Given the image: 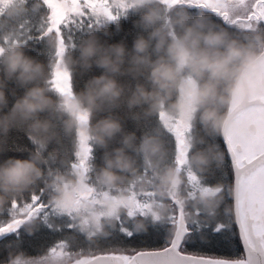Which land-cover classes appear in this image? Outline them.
<instances>
[{
  "label": "clouds",
  "instance_id": "1",
  "mask_svg": "<svg viewBox=\"0 0 264 264\" xmlns=\"http://www.w3.org/2000/svg\"><path fill=\"white\" fill-rule=\"evenodd\" d=\"M129 2L133 5L129 11L139 14L136 24L146 35H137L129 49L124 41L102 43L92 34L66 52L61 67L72 75L77 69L87 73L93 67L102 73L88 79L71 99L53 98L45 84V65L29 56L24 45L11 44L0 51V152L13 129H24L35 147L26 159L11 157L0 162V209L47 179L48 203L58 214L67 217L72 212L69 218L84 235L100 237L115 228L118 218L132 206L133 187L137 194L155 192L148 215L129 218L139 232L167 223L173 194L188 222L198 218L197 210L210 219L220 210L224 200L220 186L209 185L211 191L185 197L182 175L173 165L161 166L166 149L159 136L154 132L138 138L135 131L125 130V120L139 125L164 111L170 119L183 120L193 129L199 126L208 137L222 136L226 127L251 131L253 122H237L230 110L264 95V34L237 38L187 12L171 17L168 23L157 0ZM44 43L53 52L59 46L51 34ZM121 78L127 79L121 82ZM120 109H126L124 116L117 114ZM81 115H87L86 123L79 119ZM61 132L74 137L73 153L79 151L77 133L103 153L102 164L92 165L94 182L97 190L109 196L98 204L82 202L80 211L75 209L78 194L84 190L82 172L45 171L49 164H65L58 151H48L50 144L60 142ZM112 142L119 146L110 148ZM201 144L204 138L192 134L188 165L203 174L213 163L219 166L222 159L216 146ZM142 167L152 175L145 176ZM35 227L34 221L28 223L29 234ZM18 258L13 256L10 261Z\"/></svg>",
  "mask_w": 264,
  "mask_h": 264
},
{
  "label": "snow or ice",
  "instance_id": "2",
  "mask_svg": "<svg viewBox=\"0 0 264 264\" xmlns=\"http://www.w3.org/2000/svg\"><path fill=\"white\" fill-rule=\"evenodd\" d=\"M24 3V0H20ZM164 7L168 23L169 13L183 17L188 9H199L201 19L211 27L227 30L237 38L248 39L254 34H264V0H157ZM16 0H0V16L8 9L14 8ZM48 9L47 15L40 18L35 29L39 34L33 36L32 28L21 25V31L9 34L0 39V51L11 44L25 45L29 40L45 42L51 34L57 37L59 46L52 53L48 79L45 81L50 92L56 95L73 98V78L66 68H62V58L66 52L76 47L74 32L92 29L109 21H116L126 16L133 5L129 0H42ZM40 5H37L39 7ZM212 13L216 22L207 15ZM175 36V31L171 32ZM235 120H251L254 127L249 132H242L236 127H226L223 131L224 150L216 149L218 158L225 162L224 172L230 167V175H221L216 185L224 194L225 206L214 218H205L197 210L196 220L185 219V209L175 194L169 198L172 212L164 226H149L147 232L134 230L129 222L131 217H146L155 199L152 190L137 194L134 187L130 192L132 206L125 216L118 218L115 228L108 229L103 236V248L98 247L94 234L87 237V249L79 243L78 235H62L58 242L46 246L36 257H27L22 249L23 237L29 234L27 225L34 221L41 227L58 233L63 228L73 229L72 212L68 216L58 214L48 203L51 190L47 188V179L43 180L39 191L30 193L29 198L21 203V196L0 209V237L14 235L9 251L19 257L7 264H264V95L254 97L248 103L231 109ZM158 127L155 134L159 136L166 149L162 167L173 165L184 179L185 197H194L198 192L211 191V184L205 183L198 172L188 165L190 137L193 133L191 124L180 119H170L164 111L158 116ZM86 123L87 115L79 117ZM79 151L71 154L68 162L60 171L70 173L79 169L83 174L84 190L78 194L77 207L82 202L98 204L109 193L97 190L94 182V169L90 163L93 159V148L82 133ZM170 145V150L166 147ZM230 162V163H228ZM49 172L53 170L48 169ZM145 176H151L147 167L141 168ZM238 230V231H237ZM155 234L157 239L143 246H135L141 238ZM160 237H166L160 239ZM209 238L220 240L225 245H241L242 255L236 258H218L191 254L186 246L194 239L206 241ZM131 246V247H130ZM95 247V250H93ZM79 249V250H74ZM16 253H20L17 255Z\"/></svg>",
  "mask_w": 264,
  "mask_h": 264
},
{
  "label": "trees",
  "instance_id": "3",
  "mask_svg": "<svg viewBox=\"0 0 264 264\" xmlns=\"http://www.w3.org/2000/svg\"><path fill=\"white\" fill-rule=\"evenodd\" d=\"M37 5H40L37 7ZM16 9L14 11L13 8L8 9L2 16H0V39L9 34H16L21 31V25L25 28L33 29V36L38 35L39 33L35 31V29L39 26L40 18L47 15L48 9L42 5V0H24V3H20V0H16V5H14ZM187 13L195 17L200 14L199 9H188ZM213 19V22L217 21V18L212 13H207ZM169 18L176 16L175 12L168 14ZM139 20V14L129 11L126 16H121L116 21H109L103 23L99 26H96L92 29L87 27L84 28L83 31L74 32V42L76 45L89 35L95 34L99 37L102 43H117L120 41H124L128 48L131 49L133 40L137 37V35L143 33L140 27L136 24ZM264 27V26H263ZM107 32L108 35L104 33ZM26 53L43 63L46 67V70L49 71V65L52 62V53L46 47L45 43L42 41H37L35 39L29 40L25 45ZM71 51V49L69 50ZM74 55L78 53L73 52ZM101 70L93 67L91 71L87 73H81L79 69H77L72 75L73 78V91L74 93H78L83 90L85 82L90 79L92 76L101 75ZM127 78H121V82H124ZM18 94L22 95V91L18 92ZM53 98H56V94L52 93ZM11 106V98L10 105ZM126 109H120L118 111V115L124 116ZM158 118L152 117L150 119L141 121L139 125L134 124L131 120H125V130L126 131H135L137 137L144 134H153L155 129L158 127ZM200 137L204 138V144L199 145V147H204L206 145L216 146V149L224 150V145L222 143V139L220 136L208 137L205 135L203 130L197 126L196 129H193V133ZM74 137H65L63 133H60V142L52 143L48 147V151L51 152L56 150L60 153V155L65 159V163L68 162V158L71 157L72 154V145H73ZM119 145L116 142H112L111 147H118ZM170 150V145L166 146ZM35 150L34 145L29 140L26 135L24 129H13L6 140V143L3 145V151L0 152V162L4 160L14 157L19 159L28 158L29 154ZM47 156V152L44 153ZM93 159L90 162L92 165L100 166L102 164V150L93 149ZM139 159V158H138ZM230 163V162H228ZM61 164H49L45 171L47 172L49 168L53 171L62 169ZM44 167V166H42ZM225 162H222L219 166L215 163L211 165V167L207 170V172L201 174L197 173V175L201 176L205 183H209L211 185H216L219 181V177L221 175L228 176L230 175V167L227 171L224 172ZM42 181L33 189L23 194L24 199H21V203H23L26 199L29 198V195L33 191H39ZM7 204L5 207H7ZM225 206V202L223 201L222 207ZM4 207V208H5ZM62 235H78L80 236L79 243L84 246V249H87V237L81 233H76L73 229L63 228L58 233H53L51 230L41 227L38 231L27 234L23 237L24 247L22 249L23 253L31 258L39 256L42 250L46 246L52 245L54 242H58L60 236ZM166 237H160V239H165ZM15 237L14 235L3 237L0 240V264H6L10 258L13 257V252L9 251V245L13 243ZM98 242V247L103 248L105 244V240L107 237H97L95 238ZM157 239L155 234H150L146 239L141 238L135 246H143L149 241L154 242ZM131 247V246H130ZM79 250V249H74ZM95 250V247L94 249ZM186 251L192 252L195 254H204V255H215V256H225L228 258L237 257L240 255V245L231 244L225 245L220 240H215L209 238L206 241H197L193 240L186 246ZM19 255L20 253H16Z\"/></svg>",
  "mask_w": 264,
  "mask_h": 264
},
{
  "label": "flooded vegetation",
  "instance_id": "4",
  "mask_svg": "<svg viewBox=\"0 0 264 264\" xmlns=\"http://www.w3.org/2000/svg\"><path fill=\"white\" fill-rule=\"evenodd\" d=\"M264 26V22H262V24H261V27H263ZM240 249H241V245H240ZM240 254H242V252L240 251ZM204 255V254H203ZM207 256H215V255H211V254H209V255H207ZM216 257H218V258H220V257H222V258H228V257H225V256H216ZM231 258H236V257H231Z\"/></svg>",
  "mask_w": 264,
  "mask_h": 264
},
{
  "label": "water",
  "instance_id": "5",
  "mask_svg": "<svg viewBox=\"0 0 264 264\" xmlns=\"http://www.w3.org/2000/svg\"><path fill=\"white\" fill-rule=\"evenodd\" d=\"M221 137V139H222V143H223V135L222 136H220ZM224 148H225V146H224ZM238 231V230H237ZM1 239H3V237H0V240ZM241 248H242V246H241ZM189 253H191V252H189ZM191 254H193V253H191ZM199 255H202V254H199ZM220 258H222V257H220Z\"/></svg>",
  "mask_w": 264,
  "mask_h": 264
},
{
  "label": "rangeland",
  "instance_id": "6",
  "mask_svg": "<svg viewBox=\"0 0 264 264\" xmlns=\"http://www.w3.org/2000/svg\"><path fill=\"white\" fill-rule=\"evenodd\" d=\"M121 17V16H120ZM7 264V263H6Z\"/></svg>",
  "mask_w": 264,
  "mask_h": 264
}]
</instances>
